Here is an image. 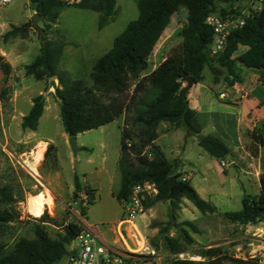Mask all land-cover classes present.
<instances>
[{"label":"trees","instance_id":"16d2710c","mask_svg":"<svg viewBox=\"0 0 264 264\" xmlns=\"http://www.w3.org/2000/svg\"><path fill=\"white\" fill-rule=\"evenodd\" d=\"M29 1L35 12L50 22H56L67 6L57 0ZM239 1L242 0H136L137 19L131 21L115 38L111 49L94 62L91 84L59 69L64 43L44 41L39 55L25 67L26 75L37 80L58 79L59 85L54 86V93L60 102L61 122L69 137L100 128L124 114L130 116L126 119L127 126L122 127L118 160L121 185L115 197L122 202L129 198L137 184L155 182L159 194L144 201V209L169 201V228L161 229L160 235L163 234L164 248L172 254L186 251L194 242L185 228L179 229L182 223L177 221V211L181 200L188 199L203 214L214 213L216 208L200 197L189 180L182 179L176 163L167 160L161 148L154 143L158 137L157 128L162 122L185 127L190 135L198 138L199 145L217 159L222 160L231 153L230 148L216 136L201 134L203 123L189 106L187 98H183V78L191 76L198 83L208 66L215 82L227 72V81L233 85L238 65L244 63L261 69L259 75L264 84V7L260 11L251 10L249 14H243L235 7ZM217 2L226 4L221 9L222 17L236 15L244 18V24L230 32L224 51L213 53L214 30L207 19L216 14ZM116 3V0H81L75 6L100 13L99 28L102 29L113 20ZM181 6L187 8L188 14L179 32L182 38L180 51L168 56L155 70L146 74L150 55ZM32 26L30 22L21 27L13 26L4 37L25 35ZM4 67L6 74L9 73L10 65L5 64ZM133 85L131 97L124 98ZM4 98L5 92L0 91V106ZM45 103L41 94L33 98L30 111L22 118L23 130H37ZM247 136L249 151L258 155L264 145L261 129L255 128ZM53 147L50 145L48 151ZM172 176L176 181L171 186ZM260 184L259 196L245 195L242 209L224 213V217L239 224L264 219V158ZM75 187L82 189L77 177ZM92 192L87 189L86 194L92 196L90 201L93 205ZM13 202V188L0 186V264H59L63 261L68 254V245L80 234L83 223L70 222L63 230L50 232L53 228L45 213L34 223L32 237H15L10 229L19 214L12 207ZM187 223L196 229L193 223ZM171 228L177 229L178 237L169 236ZM8 234L14 237L11 243L1 240ZM198 253L203 258L211 257L208 251ZM220 261L219 258L202 262L172 259L168 264H219ZM248 263L258 264L251 260Z\"/></svg>","mask_w":264,"mask_h":264},{"label":"rangeland","instance_id":"374dc122","mask_svg":"<svg viewBox=\"0 0 264 264\" xmlns=\"http://www.w3.org/2000/svg\"><path fill=\"white\" fill-rule=\"evenodd\" d=\"M116 1L115 16L102 29L99 28L100 13L67 5L56 22L38 21V27L32 26L27 34H19L15 37H4V35L13 26L21 27L29 22L32 23L36 13L34 5L29 0H13L0 10V91L5 92V98L0 106V186L8 185L14 190L12 207L18 212L19 217L11 225L10 231L15 237H32L31 230L34 223L45 213L48 217L47 221L51 222L53 228L50 232L61 231L70 222L108 226L117 222L123 215L124 203L115 197V193L121 185L118 160L122 127L127 126L126 119L130 116L124 114L100 128L78 134L76 136L78 152L75 156L69 145L70 137L61 122L60 102L55 96L54 88H51V79L37 80L33 76H27L25 69L26 64L32 63L40 53L42 43L52 40L64 43L59 69L91 84L90 74L94 62L111 49L115 38L138 17L136 0ZM225 6V3L217 2V12L214 15L222 17L221 9ZM235 7L242 13L249 14L251 10L260 11L264 7V0H242L237 2ZM187 14V8L181 6L173 15L165 35L164 33L162 35L163 39H160L155 47V54L149 57L146 74L152 71L160 57H168L180 51L182 38L179 32L186 23ZM2 51H5L9 57H16L18 62L15 70L10 67L7 74L4 67L7 64L4 61L6 55ZM203 72V83L207 85L212 73L208 66ZM249 73L252 74L251 71L238 67L236 74L241 79L242 87L251 86L249 76L246 75ZM22 78L24 83L19 86L21 92L15 98L13 85L19 83ZM134 88L135 85L124 98L129 99ZM40 94L44 96L46 103L38 128L36 131L23 130L22 114L30 111L32 98ZM179 132L177 131L175 135L169 133L170 135L164 139L165 154L169 158L172 155L178 156L177 150L180 153L183 151L184 143L178 147ZM193 140L197 142L192 137L186 138L190 145ZM39 142H45L46 146L42 160L37 165L39 175L34 173L32 175L33 171L28 163L35 162L33 153L37 150ZM50 145L54 147L48 151ZM196 146L199 148L198 145ZM262 153L264 155V147ZM244 176L242 175V179ZM76 177L82 185L81 190L75 187ZM95 187L98 188V194ZM223 188L228 197L218 194L213 198L219 207L217 214L220 215L196 221V229H191L194 242L186 251L195 258L192 259L193 261L202 262L209 258H219L221 260L219 264H249L250 259L241 255L247 253V247L239 246L238 242H228L232 238L243 236L242 229L239 225L232 226V223L221 215L224 212L242 209L244 191L240 185L231 187L228 182ZM47 189L52 193V203L45 207L41 216H35L30 209L31 196L44 193ZM87 189L93 191V205L90 201L92 196L86 194ZM247 192L255 193L253 190ZM188 202L195 208L198 217L203 218L204 214L190 201ZM153 207L155 217L152 223L157 224L161 229L169 228L170 210L167 204L158 202ZM82 210L86 213L84 214ZM217 227L218 232L214 233V228ZM145 235L159 252V258L152 260L150 264H168L174 259L173 254L164 248L163 234L155 237L147 231ZM169 236L178 237L177 229H169ZM1 240L11 243L14 237L8 234ZM206 251L211 253L208 259L198 253ZM64 262L65 259L59 264Z\"/></svg>","mask_w":264,"mask_h":264},{"label":"crops","instance_id":"0c3cea01","mask_svg":"<svg viewBox=\"0 0 264 264\" xmlns=\"http://www.w3.org/2000/svg\"><path fill=\"white\" fill-rule=\"evenodd\" d=\"M165 33L166 32H164V35ZM163 37L164 36H162L161 40ZM155 51L156 49L150 56H153ZM2 53L6 55L4 56L6 57L4 61L15 70L16 63L18 64L16 57L7 56L5 51H2ZM166 58L167 57H160L157 64L153 66L152 71ZM238 67L245 68L242 65H238ZM247 70L252 72V74H246L249 76L248 78L250 80L249 83L251 86L249 88L242 87L240 83L241 79H239L238 75L234 78V84L230 85L229 81H227V72L220 77L218 82L214 81V75L211 72L212 76L208 79V84L205 85L203 83V74V79L192 86L186 97L189 106L195 110L199 121L203 123L201 134L214 135L230 148L231 153L226 158L222 159L228 163L227 167L221 165L222 160L211 156L205 151L199 145L198 138L194 135H190L185 127H176L170 123L162 122L157 128L158 137L154 143L161 148L167 160L176 163L177 171L182 175V179L189 180L200 197L216 208V212L204 214L203 218H199L195 208L188 202L189 200L186 198L181 200L180 208L177 211V221L178 223H182V227L179 229L185 228L191 236L192 227L187 222H191L197 227V220L208 219V217L220 215L217 214L219 207L213 198L218 194L228 197L227 192H225L223 188L227 182L231 187L240 185L241 189L244 191L243 198L245 195L259 196L261 193L260 177L262 174V160L264 158L262 148L264 145L260 148L258 155H253L248 149L250 140L247 134L253 129L259 128L264 136V84L260 79L258 71ZM23 83V78L19 83H14L13 94L15 98L20 94L21 91L19 90V86H22ZM50 83L52 84L51 88L59 85L58 79L56 78H51ZM183 87H186V83L183 84ZM219 88H222V90ZM235 89L247 91L248 94L244 96L235 94ZM222 93H226L227 97L221 98L220 95ZM24 115L26 114H22V117ZM177 131H180L178 134L179 138L177 139L180 143L178 147H181L182 143H184L183 151L180 153V151L177 150L176 153L179 155H172V157L169 158L165 154L163 142L168 135H175ZM190 137L196 139L197 142L193 140L190 145L186 141V138ZM196 145H198L199 148H197ZM255 169H260L261 174L257 175ZM242 175H245L243 179ZM95 189L98 194V188L95 187ZM247 190H253L255 193H248ZM166 204L169 207V201H167ZM153 206L144 209V213L137 218V223L144 233L149 231L151 235L158 237L161 228L157 224L152 223V219L155 217V208ZM224 213L221 215L224 216ZM117 222L102 228L101 231L108 239L114 237L113 230ZM230 222L232 226L239 225L242 231H244L245 224ZM217 229L218 227L214 228V233L218 232ZM240 238H242V236L230 240H237ZM230 240H228V242Z\"/></svg>","mask_w":264,"mask_h":264},{"label":"built area","instance_id":"2783aa9c","mask_svg":"<svg viewBox=\"0 0 264 264\" xmlns=\"http://www.w3.org/2000/svg\"><path fill=\"white\" fill-rule=\"evenodd\" d=\"M13 0H0V10L12 3ZM65 5H75L81 0H57ZM243 14H245L243 12ZM207 23L213 27L214 42L212 52L219 53L227 47L230 32L244 24V18L236 15L220 17L210 15ZM235 94L247 95L248 92L235 89ZM221 98L227 97L222 93ZM130 145V144H129ZM222 166H228L224 160ZM31 171V170H30ZM257 175L260 169H255ZM32 175L33 172H31ZM159 194L158 185L152 181L137 184L128 199L123 200L124 212L116 223L112 239H108L101 231L106 225H92L83 223V229L68 245V254L65 264H150L159 258L158 249L150 242L145 233L140 229L137 218L144 213V201L154 198ZM242 238L230 240L238 242L239 246L247 247V253L241 255L264 264V219L245 224ZM174 259L192 260L188 251L173 254Z\"/></svg>","mask_w":264,"mask_h":264},{"label":"bare ground","instance_id":"6f19581e","mask_svg":"<svg viewBox=\"0 0 264 264\" xmlns=\"http://www.w3.org/2000/svg\"><path fill=\"white\" fill-rule=\"evenodd\" d=\"M46 143H40L38 145V148L36 151H34L33 156H34V163H28V166L30 167V169L33 171L34 174L39 175V172L37 170V165L40 163V161L42 160L43 157V152L45 149ZM52 193L49 189H47L44 193H38L35 195L31 196L30 199V209L31 212L35 215V216H41L44 213L45 207L46 206H50L52 203Z\"/></svg>","mask_w":264,"mask_h":264},{"label":"water","instance_id":"95a60500","mask_svg":"<svg viewBox=\"0 0 264 264\" xmlns=\"http://www.w3.org/2000/svg\"><path fill=\"white\" fill-rule=\"evenodd\" d=\"M38 21H41L42 23L45 22L44 18L40 14L35 13L33 18H32V25L35 26V27H38ZM242 66L245 67L246 69H250V70H254V71H258V72L261 71L260 68L248 67V66L244 65V63H242ZM183 82L186 83V87H185L184 92H183V98H186L188 91L195 84V80L191 76H186V77L183 78ZM69 145H70V147L72 149L73 154L76 156V154L78 152V146H77V143H76V136H70ZM175 181H176V177L172 176L170 178V185L172 186Z\"/></svg>","mask_w":264,"mask_h":264}]
</instances>
